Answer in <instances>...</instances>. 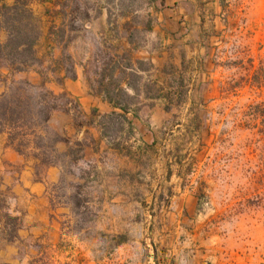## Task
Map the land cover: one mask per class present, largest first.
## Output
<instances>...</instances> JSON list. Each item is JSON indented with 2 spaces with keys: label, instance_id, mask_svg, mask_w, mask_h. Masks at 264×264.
<instances>
[{
  "label": "rangeland",
  "instance_id": "obj_1",
  "mask_svg": "<svg viewBox=\"0 0 264 264\" xmlns=\"http://www.w3.org/2000/svg\"><path fill=\"white\" fill-rule=\"evenodd\" d=\"M33 10L37 61L25 72L3 67L0 94L37 96L31 83L60 97L47 141L55 145L49 157L62 175L50 187L55 226L34 233L23 211L14 240L3 216L10 213L12 186L0 185V243L13 246L0 264H115L117 247L148 237L145 205L139 202L128 217L98 205L100 183L116 181L115 169L124 164L103 154L108 164L100 169L93 157L84 158L94 143L86 138L95 133L82 135V128L96 121L115 147L135 138L130 181L143 187L138 196L149 198L152 185L167 183L194 189L204 235L215 239L216 264H264V135L256 115L264 102V0H60L59 8L45 10L52 21ZM0 38L6 40L4 31ZM153 57L162 60L159 67ZM112 59L120 61L117 79L132 84L130 116L135 110L141 116L132 124L86 109L66 87L82 74L88 89L103 97L99 82ZM7 141L0 136V155ZM23 156L43 179L49 166ZM2 164L14 183L23 166ZM170 166L176 177L167 176Z\"/></svg>",
  "mask_w": 264,
  "mask_h": 264
},
{
  "label": "crops",
  "instance_id": "obj_2",
  "mask_svg": "<svg viewBox=\"0 0 264 264\" xmlns=\"http://www.w3.org/2000/svg\"><path fill=\"white\" fill-rule=\"evenodd\" d=\"M43 1V0H42ZM60 0H44L40 4H32L39 14L48 20L53 17L46 16V11L59 8ZM0 0V4H1ZM11 2V0H6ZM39 8V9H37ZM46 10V11H45ZM37 13V12H36ZM46 14V15H45ZM153 64L159 67L162 64L160 58H152ZM66 87L74 95L80 96L86 109L97 108L101 114L112 115L114 112H122L105 100L100 94L92 93L85 82L84 76L80 74L76 80L69 79ZM127 117L134 123L133 119H140L139 114L134 113V118ZM140 116V117H139ZM129 124V122L127 123ZM86 132H94V143H89L83 150L84 158L93 157L100 169L107 168L103 162V154L114 158L117 162L124 164L121 169H115L116 181L110 185L100 183L103 189L101 198L98 197V205L111 208L122 209L123 216L131 214V208L137 204H143V222L150 224L151 232L145 240H138L133 244H123L117 247L114 255L115 264H216V257L213 255V242L215 239L204 235L205 220L199 210L198 200L195 197L194 189L178 183H167L162 185H152L153 194L149 198H143L137 194V188L142 190V186L132 184L130 181V166H134L135 153L130 143L135 138L127 139L125 148L115 147L107 137L101 135V127L96 121L90 126H83L82 135ZM3 159L10 160L15 164L23 166L22 173L14 183L4 175ZM62 169L60 166L51 165L47 168L43 179L39 180L33 176L31 168L25 165L23 155L13 148L3 147L0 155V185L12 186V206L9 211L14 216L25 212L26 221L31 225V231L40 233L55 226L51 216L53 215L52 199L50 187L56 185L61 180ZM168 177H176L177 174L168 168ZM139 198V200H137ZM140 202V203H139ZM115 218V217H114ZM123 221V220H122ZM128 220H124V222ZM5 246V247H4ZM13 251V246L0 243V262L8 261L6 253ZM16 251V249L14 250Z\"/></svg>",
  "mask_w": 264,
  "mask_h": 264
},
{
  "label": "trees",
  "instance_id": "obj_3",
  "mask_svg": "<svg viewBox=\"0 0 264 264\" xmlns=\"http://www.w3.org/2000/svg\"><path fill=\"white\" fill-rule=\"evenodd\" d=\"M1 1L0 32L6 33V40L2 41L0 38V81L5 66L14 72H25L34 66L37 61L36 47L39 39L37 17L32 8L34 0H14L12 4H8L6 0ZM113 62L109 72L103 74L99 82V91L105 100L122 110L121 113L114 112L111 118L131 123L127 114L135 105V94L128 92L132 84L127 82V87H124L117 79L116 72L119 69L117 63L120 61L112 59ZM131 64L127 67L132 68ZM26 84L37 88L39 94L37 96L21 95V93L0 94V136H7V146L14 148L20 154L32 155L39 166H51L54 163L50 160L49 154L55 150V145L47 141L48 123L58 109L57 101L60 97L45 86L35 87L31 83ZM176 98L181 101L183 95H177ZM167 100L172 103L175 97L168 95ZM134 113L138 114V111L135 110ZM256 115L261 121L260 132L264 135V102L257 105ZM1 208L0 205V210ZM3 216L5 225L12 226L11 231L8 232L9 235L13 234L10 240L16 239L17 235L14 234L19 228L20 218L11 215L8 211L3 213Z\"/></svg>",
  "mask_w": 264,
  "mask_h": 264
}]
</instances>
